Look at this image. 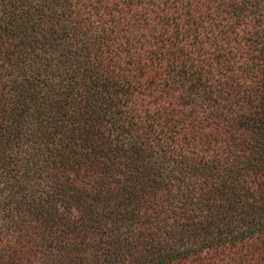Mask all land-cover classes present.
Instances as JSON below:
<instances>
[{
  "label": "trees",
  "instance_id": "1",
  "mask_svg": "<svg viewBox=\"0 0 264 264\" xmlns=\"http://www.w3.org/2000/svg\"><path fill=\"white\" fill-rule=\"evenodd\" d=\"M0 264H264V0H0Z\"/></svg>",
  "mask_w": 264,
  "mask_h": 264
}]
</instances>
